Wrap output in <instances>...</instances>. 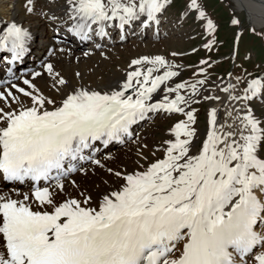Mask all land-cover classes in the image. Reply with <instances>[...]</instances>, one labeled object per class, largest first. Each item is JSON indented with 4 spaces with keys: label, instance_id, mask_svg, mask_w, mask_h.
Wrapping results in <instances>:
<instances>
[{
    "label": "snow or ice",
    "instance_id": "1",
    "mask_svg": "<svg viewBox=\"0 0 264 264\" xmlns=\"http://www.w3.org/2000/svg\"><path fill=\"white\" fill-rule=\"evenodd\" d=\"M170 7L169 0H63L61 16L43 14L82 40L108 37L112 28L124 39L135 23L159 25ZM34 10L27 0L26 11ZM187 17L210 37L203 47L211 51L217 26L202 0H186L177 19ZM31 40L28 29L6 22L0 51L11 54L7 63L21 59ZM214 63L201 59L192 76L203 78L182 80V65L139 56L107 90L70 87L52 63L42 65L43 87L41 72L23 86L3 81L0 179L13 187L0 190V264H264V118L252 107L264 101V75L229 72L220 86L210 79ZM205 102L202 134L196 125ZM161 112L183 118L157 146L138 144L133 168L97 158V142L124 143L133 125ZM82 162L104 169L108 187L94 193L73 180L69 191L71 173L88 174Z\"/></svg>",
    "mask_w": 264,
    "mask_h": 264
},
{
    "label": "bare ground",
    "instance_id": "2",
    "mask_svg": "<svg viewBox=\"0 0 264 264\" xmlns=\"http://www.w3.org/2000/svg\"><path fill=\"white\" fill-rule=\"evenodd\" d=\"M10 1L9 8L5 6L7 7L5 10H0V29L4 27L6 22L15 21L32 34L29 50L22 58V68H16L10 76V82L18 83L20 86H23V78H30L31 72H41L42 78H38L37 83L43 87L49 77L43 71L42 65L52 63L55 70L69 82L70 87L82 83L93 88L107 90L109 86H114L123 80L125 70L132 59L148 55L149 52L153 55L165 56L162 52L163 46L176 45L183 38L180 23L174 19L167 18L163 20L161 16L159 25L153 24L150 29H147L149 35H146L147 31L141 28L138 23H135L125 29L123 41L118 43L117 35L111 41L99 40L96 36H93L89 45L83 49L82 42L77 37L68 33L64 26L47 19L43 14L61 16L63 14L61 10L63 0H35V10L32 13L26 11L27 0ZM234 1L237 4V10H242L248 15L253 27L264 26V0ZM1 4L2 0H0V7ZM108 30L112 31L113 28ZM97 45L99 47L95 48ZM59 49L64 51L60 52ZM158 51L161 52L158 53ZM101 52L104 53L103 56ZM85 53H88V55H85ZM123 55L130 58L128 63L124 62ZM169 61L176 64L171 59ZM114 62L117 63V67L108 72ZM26 68H29L30 71L25 75L21 74L20 70ZM77 73H80V77H77ZM233 82L235 81L233 80ZM254 102L262 105L260 99H256ZM222 109L224 110L222 112L225 113V109L221 107ZM221 110L219 113L220 119L223 117ZM171 115L162 112L150 113L148 118L132 126L133 136L131 139L125 138L124 143L111 144L100 151L96 155L97 158L111 157V159L104 160L108 167L127 166L129 169L133 168L130 164L136 160L138 144H146L153 148L162 139L157 138L155 132L152 131L153 123L157 121L166 122ZM167 134H165V137ZM84 167L89 170L87 175L74 171L67 178L66 187L69 191H72L71 181L73 180L94 193L98 191L97 185L100 186L99 190L108 187L104 184L105 180L111 183L112 178L104 169L87 162L84 163ZM9 188H12V186L0 183V190ZM17 188L21 191L28 190L26 186Z\"/></svg>",
    "mask_w": 264,
    "mask_h": 264
},
{
    "label": "rangeland",
    "instance_id": "3",
    "mask_svg": "<svg viewBox=\"0 0 264 264\" xmlns=\"http://www.w3.org/2000/svg\"><path fill=\"white\" fill-rule=\"evenodd\" d=\"M3 1L4 0H2L0 10H5V8H7L5 6H8V8L10 7V0H7L6 2ZM169 2L172 4V7L163 14L162 18L163 20H166L167 18L174 19L179 22L183 38L176 43V45L163 46L162 52L176 64L182 65V80L203 78L192 76L193 71L201 66L199 65L201 59L215 61L210 70V79L216 80L217 85H220L219 77H223L224 83H227L229 72L232 73L233 77L236 75H245V69L254 75H264V26L253 27L248 15L242 10H237V4L234 0H202L208 16L213 19L217 26V42L211 51L203 47V44L210 37L204 34L203 28L200 26L199 22L194 21L191 17L182 20L177 19V15L182 10L183 4L186 0H169ZM233 19L238 20L239 24H233ZM146 31V35H149L148 30ZM236 37H238V40L235 49ZM193 48H196L197 51L193 52ZM234 51L237 55L233 59H229L230 54ZM160 52L161 51H158V53ZM172 52L187 53V55H177L173 57L171 56ZM148 55L153 54L149 52ZM123 57L125 59L124 62L128 63L130 58L124 55ZM116 67L117 63L114 62L113 65L110 66L108 72ZM104 76L106 77V74ZM209 88L215 90L216 94L223 96V93L218 91L216 85L210 84ZM207 107L208 102H205L200 106L199 119L196 125L202 134L206 129L205 109ZM252 107L258 118H264V106H260V104H255L253 102ZM222 111L224 110L222 109L221 112ZM222 115L223 117L221 120H224L225 113L222 112ZM181 118L183 117L179 114H172L166 122H154L151 127L152 131L155 132L157 138H164L171 125ZM145 151L146 154H148L147 150ZM130 165L131 167H134V162Z\"/></svg>",
    "mask_w": 264,
    "mask_h": 264
}]
</instances>
